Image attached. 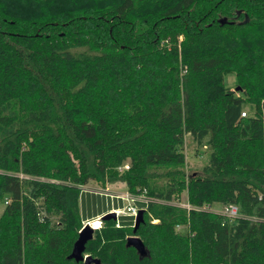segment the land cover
Wrapping results in <instances>:
<instances>
[{"label": "trees", "instance_id": "16d2710c", "mask_svg": "<svg viewBox=\"0 0 264 264\" xmlns=\"http://www.w3.org/2000/svg\"><path fill=\"white\" fill-rule=\"evenodd\" d=\"M186 135L208 148L200 173ZM90 182L147 203L83 256L264 264V0H0V264H84L68 256L102 207Z\"/></svg>", "mask_w": 264, "mask_h": 264}, {"label": "rangeland", "instance_id": "374dc122", "mask_svg": "<svg viewBox=\"0 0 264 264\" xmlns=\"http://www.w3.org/2000/svg\"><path fill=\"white\" fill-rule=\"evenodd\" d=\"M224 81L226 86L232 88V91L236 90L235 88V77L233 74H227L224 76ZM234 89V90H233ZM244 112L247 113V108L244 109ZM208 148L204 146V144L197 145L194 140L188 135L185 136L184 138V145H183V154H184V161H185V171L186 174H192V173H200L201 168L206 164L207 162V156H208ZM84 190L89 191L91 193H104L107 194L108 196L115 194H122L126 192L125 186L122 182H115L112 184H106L105 188L100 187L99 185H96L93 182L88 183L85 187H83ZM105 189H107L105 191ZM103 195V194H101ZM182 201H185V192H182ZM113 200V199H111ZM124 203V202H123ZM125 204V203H124ZM113 205V203H112ZM3 206L0 205V213L2 211ZM212 210L213 211H219L220 210V205L219 204H214L212 205ZM99 221V216L90 218V219H83L81 222V228L83 226V223L89 222L91 225H94L96 221ZM100 226L102 227V223L100 222ZM100 227V228H101ZM80 228V229H81ZM98 229V228H97ZM79 232V230H78ZM86 256V255H84Z\"/></svg>", "mask_w": 264, "mask_h": 264}, {"label": "water", "instance_id": "95a60500", "mask_svg": "<svg viewBox=\"0 0 264 264\" xmlns=\"http://www.w3.org/2000/svg\"><path fill=\"white\" fill-rule=\"evenodd\" d=\"M220 24H223L224 20L218 21ZM116 220V215L114 212L105 213L100 217V221L104 220ZM143 222V211H139L133 221V231L138 227V225ZM93 228L89 225H85L79 230L78 237L73 243L71 252L68 256V259H72L75 262H82L84 264H101L99 260L92 259L89 256H83L85 244L92 239ZM126 246L132 247L136 252L142 256L145 254V250L142 242L136 237H129L126 240Z\"/></svg>", "mask_w": 264, "mask_h": 264}, {"label": "built area", "instance_id": "2783aa9c", "mask_svg": "<svg viewBox=\"0 0 264 264\" xmlns=\"http://www.w3.org/2000/svg\"><path fill=\"white\" fill-rule=\"evenodd\" d=\"M241 116L243 117L244 113H241ZM127 168H128V166L124 165L123 169H127ZM109 197L111 199H115V198L120 199L122 202L125 203L123 207L112 209L110 212H114L116 217L128 216V217L132 218V220L136 217L137 213L140 210L143 211L145 209V205L147 203V200L142 195L134 196V195H131L127 192L122 193L120 195H115V196L110 195ZM138 203L141 205H137ZM177 205L179 207L185 209V210L190 209L189 204L185 201L180 202ZM210 210L213 211L212 208H210ZM213 212L221 214V215L228 217V218H236L238 216L237 207L233 206V205L221 206L219 211H217V212L213 211ZM100 217H99V221H100ZM100 222H98V227H94V225H91L88 221L86 223L84 222L83 226L89 225L91 228L97 229V228L101 227Z\"/></svg>", "mask_w": 264, "mask_h": 264}, {"label": "crops", "instance_id": "0c3cea01", "mask_svg": "<svg viewBox=\"0 0 264 264\" xmlns=\"http://www.w3.org/2000/svg\"><path fill=\"white\" fill-rule=\"evenodd\" d=\"M106 190L107 189H105V191ZM96 194H98V193H96ZM101 194H103V195H101ZM99 195L102 196V201L100 202L102 207H100L99 206L100 204H99L98 205L99 207L96 208V211L98 210L97 212H100V213H98V215H96V217L100 216V215H102V214H104L106 212H110L112 209L121 208V207L124 206V203L120 199L115 198V199L111 200V198L107 194H104V193H100ZM115 195H119V194H115ZM112 203H113V205H112ZM84 216H85V217H83L84 219H90L88 217L87 213Z\"/></svg>", "mask_w": 264, "mask_h": 264}, {"label": "bare ground", "instance_id": "6f19581e", "mask_svg": "<svg viewBox=\"0 0 264 264\" xmlns=\"http://www.w3.org/2000/svg\"><path fill=\"white\" fill-rule=\"evenodd\" d=\"M94 227H98V221H96V223H94Z\"/></svg>", "mask_w": 264, "mask_h": 264}]
</instances>
